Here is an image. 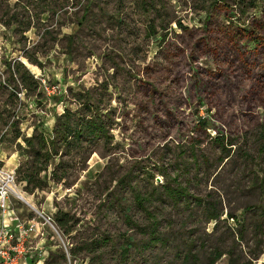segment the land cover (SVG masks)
I'll return each instance as SVG.
<instances>
[{
  "label": "rangeland",
  "instance_id": "rangeland-1",
  "mask_svg": "<svg viewBox=\"0 0 264 264\" xmlns=\"http://www.w3.org/2000/svg\"><path fill=\"white\" fill-rule=\"evenodd\" d=\"M250 27L264 36V0H0V179L13 174L10 204L36 220L20 264H209L215 246L238 261L264 246V44ZM60 122L75 133L38 172L23 136ZM137 193L164 239L149 240Z\"/></svg>",
  "mask_w": 264,
  "mask_h": 264
},
{
  "label": "trees",
  "instance_id": "trees-1",
  "mask_svg": "<svg viewBox=\"0 0 264 264\" xmlns=\"http://www.w3.org/2000/svg\"><path fill=\"white\" fill-rule=\"evenodd\" d=\"M243 34L247 37L250 38L252 40L257 41V46L264 44V36L259 35L257 33V31L254 30V28H247V29H242ZM246 58V56H244ZM30 76H32L30 74ZM4 116L2 111H0V121H3ZM18 121V117L16 119H13V121L10 122L9 125H13L16 128V136H19V131L17 130V125H15ZM87 122V127L90 128V130H94L95 128H102V123L101 121L97 118V115H91L90 117H88V119L86 120ZM56 135L54 136H50L45 134L43 131H40L38 137L35 136V134H31V135H24L23 136V140L26 142V144L28 146H34L37 145L38 148L35 149V154L40 155V157H42L43 161L41 162V165L39 166V168L37 169L38 172H40L41 170H45L46 168V162L52 158L56 153H57V149H56V140L57 138H60V141H64L67 142L69 135L74 134V129L72 128V126H69L66 122L64 123H58V126L56 127ZM78 133V132H76ZM260 152L264 154V142L261 143L260 147ZM20 167H18L19 169ZM41 179L40 178H36L35 182L33 183V187L35 186H40V182ZM27 186V185H26ZM32 187V188H33ZM28 188V187H26ZM135 198L136 200L143 206L144 211L146 213V216L150 219V224H151V234L149 237V240L153 241V240H162L164 239L161 235H158L156 233V228H157V224H158V220L155 217L154 213L150 210L144 207L143 205V196L139 193L135 194ZM252 207L251 205H247V208ZM66 215V212L63 211L61 213V215L56 214L55 218L56 221L58 223V225H60V227L64 228L65 230L68 229V227L65 228L66 222L67 220L63 219V216ZM227 217H232L233 218V214L232 213H227L226 214ZM210 217L213 218H217L219 217L218 214L214 213L212 214ZM129 218V217H128ZM264 220V219H263ZM263 231V230H262ZM244 237L243 234V230L239 229L237 231V235H236V240H242ZM237 240V241H238ZM258 245L259 248H255L252 249V253H248L247 251V257L245 256L242 260L238 261L239 258L241 256L239 255H233V250L231 248H223V247H218L215 246L214 249L211 251V258L209 260V264H213L223 253H229V264H252V259L253 258H257L260 256L261 253L264 252V246H262L263 243V238L260 237L258 238ZM192 255L195 257L196 255L194 253H192Z\"/></svg>",
  "mask_w": 264,
  "mask_h": 264
},
{
  "label": "built area",
  "instance_id": "built-area-1",
  "mask_svg": "<svg viewBox=\"0 0 264 264\" xmlns=\"http://www.w3.org/2000/svg\"><path fill=\"white\" fill-rule=\"evenodd\" d=\"M11 183H13L11 173L0 179V264H20L21 259L27 257L25 241L30 233L36 230V220L34 218L21 220L10 204V190L22 198ZM7 217L16 218L14 227L13 222L7 221ZM47 219H51V216Z\"/></svg>",
  "mask_w": 264,
  "mask_h": 264
},
{
  "label": "crops",
  "instance_id": "crops-1",
  "mask_svg": "<svg viewBox=\"0 0 264 264\" xmlns=\"http://www.w3.org/2000/svg\"><path fill=\"white\" fill-rule=\"evenodd\" d=\"M7 221H8V222H11V223L13 222V223H12V227H14L15 222H16V218L7 217Z\"/></svg>",
  "mask_w": 264,
  "mask_h": 264
},
{
  "label": "bare ground",
  "instance_id": "bare-ground-1",
  "mask_svg": "<svg viewBox=\"0 0 264 264\" xmlns=\"http://www.w3.org/2000/svg\"><path fill=\"white\" fill-rule=\"evenodd\" d=\"M32 207V206H31Z\"/></svg>",
  "mask_w": 264,
  "mask_h": 264
}]
</instances>
